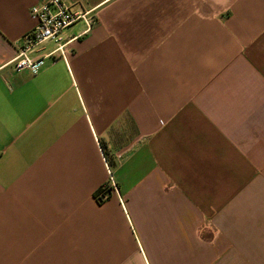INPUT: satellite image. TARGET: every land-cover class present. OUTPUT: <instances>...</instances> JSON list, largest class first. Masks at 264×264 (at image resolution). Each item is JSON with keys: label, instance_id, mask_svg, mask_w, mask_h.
<instances>
[{"label": "crops", "instance_id": "crops-1", "mask_svg": "<svg viewBox=\"0 0 264 264\" xmlns=\"http://www.w3.org/2000/svg\"><path fill=\"white\" fill-rule=\"evenodd\" d=\"M46 1L0 0V264H264V0H62L18 71Z\"/></svg>", "mask_w": 264, "mask_h": 264}, {"label": "built area", "instance_id": "built-area-1", "mask_svg": "<svg viewBox=\"0 0 264 264\" xmlns=\"http://www.w3.org/2000/svg\"><path fill=\"white\" fill-rule=\"evenodd\" d=\"M31 16L35 19L34 28L22 38V47L14 67L18 71L28 69L37 73L41 69L42 58H32L29 52L42 45L46 41H62V33L79 21L86 22L88 29L95 23L96 18L89 11H74L62 0H49L35 5L30 9ZM64 45L59 46L47 56L53 57L56 51L62 50Z\"/></svg>", "mask_w": 264, "mask_h": 264}]
</instances>
